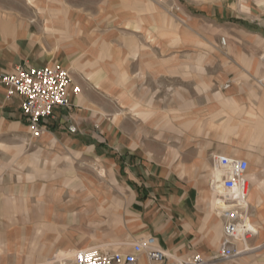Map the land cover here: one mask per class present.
I'll list each match as a JSON object with an SVG mask.
<instances>
[{"label": "crops", "instance_id": "0c3cea01", "mask_svg": "<svg viewBox=\"0 0 264 264\" xmlns=\"http://www.w3.org/2000/svg\"><path fill=\"white\" fill-rule=\"evenodd\" d=\"M67 2L0 0V75L18 67L59 65L79 88L77 95L69 90L70 109H56L45 123L43 142L57 138L75 154L98 158L109 172L108 181L118 180L128 191L130 213L137 218L132 236L154 237L172 259L217 254L224 229L218 212L223 195L212 158L245 160L249 222L256 234L240 257L216 264H264V0H253L252 19H226L239 30L237 43L226 41L218 71L215 59L192 58V81L172 99L163 94L157 108L148 102L146 86L169 78L168 60H152L145 42L152 30L165 36L167 27L176 28L171 14L187 9V0H91L77 4L76 17L67 11ZM202 65L208 71L200 75ZM6 91L0 84V119L27 129L20 98L7 100ZM37 171L46 172V166L27 168L28 173ZM57 196L52 189L47 198L52 206L24 210L27 221L45 219L47 224L22 229L41 239V227L46 246L60 233L53 220L66 224L80 217ZM27 203L0 201V222L17 220L13 209ZM61 236L63 247L76 245Z\"/></svg>", "mask_w": 264, "mask_h": 264}, {"label": "rangeland", "instance_id": "374dc122", "mask_svg": "<svg viewBox=\"0 0 264 264\" xmlns=\"http://www.w3.org/2000/svg\"><path fill=\"white\" fill-rule=\"evenodd\" d=\"M20 1L22 3L23 0ZM156 2L160 4L163 0ZM85 3L89 4L91 0H68L67 11L74 16L77 4ZM187 5L188 8L181 9L180 13H170V20L176 28L165 25V36H158L152 30L145 42L152 60L157 63L160 59L168 60L169 78L163 82L154 79L152 85L146 86L149 90L148 102L154 101L156 108L161 107L160 99L163 94L169 93L172 99V95L187 81H192V58L215 59L216 65L213 68L217 72L218 59L224 57L229 46H223L221 39L227 43L230 40L237 43L235 37L239 25L231 24L226 19L232 16L243 20L252 19L251 12L256 9L253 0H225L222 6L221 0H187ZM191 10L202 13L194 14ZM148 12L151 13V10ZM207 71L202 65L198 74L203 75ZM127 124L131 126L132 121H127ZM39 164L46 166V172H27L28 166L31 170ZM40 173L42 177L38 180ZM108 174L98 158L85 153L75 154L69 145L57 138L46 142H43L42 135L32 138L28 128L9 125L0 119V201L3 203L5 200L15 199L28 202L17 208L10 205V209L15 207L13 211L18 213V218L15 221H1L0 235L5 237L10 229L18 230L31 226L30 224L34 227L47 224L41 218H37L35 222L27 221L24 210L33 211L40 206L49 205L47 198L51 196L52 189L57 190L59 202L75 206L71 213L80 214L75 222L59 224L58 219L53 220L52 225L60 233H55V238L47 246L41 241L45 236L41 227L39 232L42 238L36 243L20 247L0 244V264H53L54 259L66 258L74 253L65 255L69 250L75 249L76 252L84 248H98L115 251L121 244H129L133 239H138L131 234L137 232V218L130 213L131 200L128 198V191L124 183L115 179L108 181ZM24 188L39 189L35 190L36 193L26 190L27 193L19 196L17 192ZM71 195L73 196L70 197ZM90 205L91 212L84 214ZM58 212H62V209ZM62 233L66 237L64 242L76 244L73 248H65L60 243Z\"/></svg>", "mask_w": 264, "mask_h": 264}, {"label": "built area", "instance_id": "2783aa9c", "mask_svg": "<svg viewBox=\"0 0 264 264\" xmlns=\"http://www.w3.org/2000/svg\"><path fill=\"white\" fill-rule=\"evenodd\" d=\"M221 44L225 46L226 40L221 39ZM0 84L7 88V100L20 98V109L32 138L43 135L45 123L56 109H70L69 90L75 95L79 94V88L72 85L69 71L59 65L18 67L12 73L1 74ZM212 165L214 170L221 173L218 183L223 195L218 208L224 226L223 237L215 256L204 258L193 254L187 258L172 259L158 246L154 237L146 236L129 244H121L115 251L84 248L68 259H54L52 263L216 264L237 259L247 250L248 240L256 234V229L249 222L251 214L247 204L246 174L249 164L243 159H230L221 155L212 158ZM239 243L243 244V249L238 248Z\"/></svg>", "mask_w": 264, "mask_h": 264}, {"label": "bare ground", "instance_id": "6f19581e", "mask_svg": "<svg viewBox=\"0 0 264 264\" xmlns=\"http://www.w3.org/2000/svg\"><path fill=\"white\" fill-rule=\"evenodd\" d=\"M215 171L218 172L217 170H215ZM52 205H49V206H52ZM68 207L71 209L72 207H74V205H70ZM87 211H91V205L88 206V208L85 210V212H87ZM34 236L35 235L33 233L32 234L28 233L27 229L26 230H24V229L13 230V231H10L9 233H7L5 237L0 239V244L3 245L5 243V245L8 247H20V246L26 245V244H33L38 239V237H34ZM71 252H74V253L69 255V253H71ZM75 253L76 252L74 250H69V252H66L65 255H69V257H71ZM69 257H66V258L61 257V258L62 259H68Z\"/></svg>", "mask_w": 264, "mask_h": 264}]
</instances>
